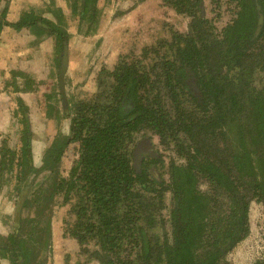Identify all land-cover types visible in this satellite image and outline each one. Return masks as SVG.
Segmentation results:
<instances>
[{
  "label": "trees",
  "instance_id": "16d2710c",
  "mask_svg": "<svg viewBox=\"0 0 264 264\" xmlns=\"http://www.w3.org/2000/svg\"><path fill=\"white\" fill-rule=\"evenodd\" d=\"M204 1L163 0L190 17L189 31L103 63L95 91L75 99L71 111L65 104L68 132L50 147V161L70 146L78 155L67 177L56 174L48 192L34 196L37 215L30 221L46 223L40 233L50 232L54 196L63 194L72 215L66 234L83 249L93 241L102 264H231L228 253L250 231V203H264V0H208L216 16L223 5L232 13L220 29L203 14ZM95 5L82 0L83 14L89 10L94 19ZM52 14L54 20L24 11L12 26L52 34L60 71L69 34L60 9ZM20 109L18 164L35 171L29 108ZM145 131L184 159L165 165L151 152L167 180H155L139 156L134 160L132 144ZM27 247L11 235L7 248L16 264L26 263Z\"/></svg>",
  "mask_w": 264,
  "mask_h": 264
},
{
  "label": "rangeland",
  "instance_id": "374dc122",
  "mask_svg": "<svg viewBox=\"0 0 264 264\" xmlns=\"http://www.w3.org/2000/svg\"><path fill=\"white\" fill-rule=\"evenodd\" d=\"M12 1L13 8L9 19L14 21L18 20L24 11L30 9L54 20L52 12L56 10V1L58 2L63 19L61 25L69 34L67 42L69 44V60L67 69L63 74V90L65 101H68L70 110L75 99L95 91V75L103 63L114 60L117 53L121 51L136 50L137 47L153 38L159 39L165 34L169 36L172 29L173 31H185L189 22L188 17L175 15L169 9H165L160 0H96L94 19H91V11L89 10L83 14L82 0H73V3L72 0ZM204 3L206 9L212 8L208 0H205ZM220 10L222 16L218 21L219 26L223 25L232 14L226 5H223ZM208 14L209 16L212 15V13ZM55 56V39L46 30L37 32L33 29L30 31L29 28H22L21 30L9 31L4 28L0 33V124L5 125L12 121L15 124L17 120L12 116L15 93L22 96L31 106L36 107L34 122L36 133L35 159L37 163L41 150L46 146V139L51 138L54 133L64 134L68 128L67 117L62 112L64 103H62V88L60 87L61 73L57 67ZM20 71L25 76H21L18 73ZM27 77L33 80L30 86L25 84ZM15 78H18L20 84V87L17 88L18 91L12 84V79ZM23 88L26 89L23 90ZM47 92H51L52 95L47 97ZM45 103L55 104L58 114L47 110ZM42 112L51 113V117L54 116V118L45 119V114L43 116ZM0 130H2L0 136L9 134L3 131V128ZM9 138L11 145H13L12 136ZM156 140L154 141L155 149L162 155L165 165L173 159L179 162L183 160L176 156L170 147L166 148ZM76 158L77 154L73 146H70L64 154L63 162L59 163L58 169L67 173ZM7 178V175L3 176V179ZM3 183L0 188V221L3 220L4 227H9L10 230L13 222L12 213H6L5 207H8L5 202L8 198L13 199L15 193L9 192L10 187H13L12 183ZM202 187L205 188L204 185ZM65 204L67 203H63L61 196L54 200L53 211L55 212L52 227L53 236L56 235V239L59 238L58 234L63 229L64 220L72 219V215L68 212L69 207ZM166 206L163 211L164 218H167L169 207H171L169 194L166 195ZM28 213H31L29 209L25 214ZM249 219L250 234L227 255L231 264H252L254 257L263 248L264 206L261 203L251 202ZM167 230L169 231V227ZM157 233L162 234L163 229L157 227ZM51 244L53 264L75 263L73 250H76L77 246L74 240L66 239L57 242L53 239ZM89 247L95 248L94 244L89 245ZM61 248L64 249L61 250L63 253L58 251ZM80 258L81 264H99L98 260L91 259L88 261V256L85 254L81 255Z\"/></svg>",
  "mask_w": 264,
  "mask_h": 264
},
{
  "label": "flooded vegetation",
  "instance_id": "af4514ba",
  "mask_svg": "<svg viewBox=\"0 0 264 264\" xmlns=\"http://www.w3.org/2000/svg\"><path fill=\"white\" fill-rule=\"evenodd\" d=\"M160 1L162 3V6L165 9H169L171 11V13H173L175 15H183V14L177 13L174 8L167 5L165 2H163V0H160ZM72 3H73V0H72ZM56 4H57L56 10L60 9L57 1H56ZM12 8H13V1L12 0H0V15L3 16V19H2L3 24L0 28V33L4 28H7L9 31L10 30L11 31L18 30L12 26V24L14 22H16L17 20L14 21L12 19H9ZM30 10H32V9H30ZM202 11H203V14L207 18L212 19V21H214L213 24L218 29L222 28L226 24V22L229 21V19L231 18L230 17L223 25L219 26L218 21L222 16L221 11H220L219 17L216 16L217 11H214L212 8L210 10L206 9L205 5H204V8ZM208 13H212V15L209 16ZM43 16H44V14H43ZM183 16L189 18V22L187 23V27H186L185 31L184 30L183 31H181V30H174L173 31V29H172V30H170L169 36L165 34V36L160 37L159 39L171 38V35L175 31H177L178 33H183V34L187 33L189 31L190 17L187 15H183ZM25 28H27V27H25ZM32 29L34 31H37L36 28H29L30 31H32ZM159 39L153 38L152 40H149V41L145 42L144 44H142L140 47H137L138 49H136V50L135 49L134 50L128 49L126 51H121V52L117 53L114 60H111L108 63H114L116 61V59H118L119 55H122V54L139 55L145 46H149L151 44H154ZM150 59L151 58L149 57V59L147 61H150ZM68 60H69V57H68V49H67V66H68ZM66 69H67V67H66ZM60 73H61V70H60ZM23 76H25V75L23 74ZM27 79H28V77H27ZM27 79H26V82H27ZM258 79L259 78H257L255 80L256 84L259 83ZM26 82H25V84H26ZM12 84L15 85V90L18 91L19 89L17 90V88L20 87L19 86L20 84L18 82V78L12 79ZM63 86H64V80H63ZM60 87H61V84H60ZM61 88H62V91H61L62 103H64L62 112H63V114H65V104H66V107L68 109H70V108H69L68 101L67 100L65 101L66 98L64 95L63 87H61ZM25 89L26 88H23V90H25ZM50 94H51V92H47L46 93L47 97H49ZM15 95H16V98H15V103L12 107V116H13V118L17 119L16 121L14 120L16 125L14 123H12L13 121L9 122L5 125H0V129L3 128L4 129L3 131H6L9 133V134H7V136H4V135L0 136V188H1L2 184H4L3 182L8 183V184L12 183L13 187H10L9 192L11 194L15 193V195H13L14 196L13 199L8 198L7 201L5 202L6 206L8 207V208L5 207L6 213H8V214L12 213L11 216H12L13 222L11 224L12 227L10 228V230H9V227L8 228L4 227V223H3L4 221L3 220L0 221V264H16V259L13 256L12 249L7 248V246L10 243L11 235H14V236L16 235L17 238H19V240L21 241V245L24 244V245L28 246L26 249L27 254H26V257L24 259V260H26L25 264H53V262H52V249H51L52 248L51 243H52L53 239L56 240L57 242L58 241H65L66 239H69V240L72 239L75 241L77 249L73 250V258H75L74 264H81L79 259H81L80 258L81 255H84V254L86 256H88V261L91 259H94V260H98L99 264H102L101 259H100V254H102L103 251H101L100 248L93 241L85 245L86 246L85 248H87V249H83V247H81V245L78 244V242L76 241L75 238L66 234L65 220H64L63 229L60 231V234H58L59 238L56 239V237H55L56 235L53 236L54 234H53V227H52L53 224L52 223L54 221V212L55 211H53V206H54L55 198L58 196H61L63 203H67L65 205H68L69 208H70V204H71V202L64 200L63 194H57L54 196V200H53V204L51 206V212H50L51 213L50 214V223H49L50 232H48V230L46 231V233H40L39 232V227L40 226L43 227V225L46 224V223L43 224V220L38 221V220L34 219L32 222L30 221V219H32V217H35L37 215V205L33 201L34 196L36 194L40 193L41 196L43 197V195L48 192V187H50L52 180L54 179V176L56 174H58L62 177H67L69 175L70 169L68 170L67 173H64L63 171H60L58 169L59 163L63 162L62 159H63L64 155L61 156L57 162L52 163L50 161V159L52 157V155H51L52 153H50V147H52L53 143L55 142L57 137H59V135L64 136L68 132V128L64 134L54 133L51 136V138L46 139V146H45V148H43L41 150L39 162L37 163V161L35 159V138H36L35 136H36V133H35V122H34V120H35L34 119V112H37V109H36V107L31 106L30 103L25 101L24 98L22 96H20L18 93L17 94L15 93ZM74 103H75V100L73 101L72 106H74ZM20 104H25L29 108L28 116H29L30 130H31L29 156H30V162H32L31 163L32 166L35 167V169H36L35 171H33L32 169L29 171H26L27 167H24L23 165L18 164L20 157L22 155V145L24 144V140L22 138V136H23V122H22V113H21V109H20ZM45 105H46L47 110L49 109L54 114H55V112L57 113L58 110H57V107L55 106V104L53 105V104H49V103L46 104L45 103ZM42 113L44 116L45 112H42ZM50 114L51 113H49V114L46 113L44 116L45 119L46 118L51 119L52 117L54 118V116L51 117ZM47 115L49 117H46ZM1 133H2V130H0V134ZM11 136L14 140L13 145H11V140L9 138ZM2 137H4V138H2ZM155 140L160 144L159 137L156 134H153L150 131H145L144 133L143 132L139 133L137 135L135 141H134V145L132 144L133 156H134V160L138 156H139V158H141V161L144 163L143 166H145L146 170L148 171V173L151 175L152 178H154L155 180H158V181H163V180L168 179V175H167V173L166 174L162 173V167H161L160 163L156 162L155 156H153L151 154V152H153L154 150H157V149H155V146H154ZM170 148L172 149L174 154L176 156H178L175 153L173 147L170 146ZM178 157H180V156H178ZM161 159H162V155H161ZM173 160L177 161L176 159H173ZM183 160H181L180 162H182ZM177 162H179V161H177ZM42 174H43V176H41ZM4 175H7L8 178L3 179ZM166 175H167V178H166ZM12 180H13V182H12ZM253 201L261 203L264 206V203H262L260 201H256V200H253ZM11 208H12V211H10ZM27 209H29L31 211V213L25 214ZM45 222H46V219H45ZM34 228H35V230L31 231ZM22 229H25V231L21 232ZM249 229H250V221H249ZM42 234L44 235V239H43L44 243H43V240L41 239L42 237H40V235H42ZM249 234H250V231H249ZM91 244H94L95 248L91 249L89 247V245H91ZM61 250H64V249L61 248L58 251H60V253H63ZM22 252H24V251L22 250ZM262 260H264V244H263V248H262L261 252H259L257 254V256L254 257L252 264H257V262L262 261ZM85 261H87L86 258H85Z\"/></svg>",
  "mask_w": 264,
  "mask_h": 264
},
{
  "label": "water",
  "instance_id": "95a60500",
  "mask_svg": "<svg viewBox=\"0 0 264 264\" xmlns=\"http://www.w3.org/2000/svg\"><path fill=\"white\" fill-rule=\"evenodd\" d=\"M66 67H67V56L65 58L64 66L62 67L61 74H60L61 75L60 76V84H61V87H63V74H64V72L66 70Z\"/></svg>",
  "mask_w": 264,
  "mask_h": 264
},
{
  "label": "crops",
  "instance_id": "0c3cea01",
  "mask_svg": "<svg viewBox=\"0 0 264 264\" xmlns=\"http://www.w3.org/2000/svg\"><path fill=\"white\" fill-rule=\"evenodd\" d=\"M1 125V124H0Z\"/></svg>",
  "mask_w": 264,
  "mask_h": 264
}]
</instances>
